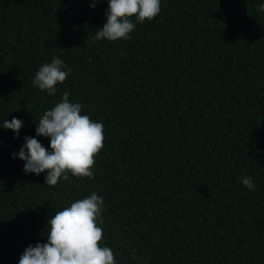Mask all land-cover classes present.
Wrapping results in <instances>:
<instances>
[{"label": "trees", "instance_id": "1", "mask_svg": "<svg viewBox=\"0 0 264 264\" xmlns=\"http://www.w3.org/2000/svg\"><path fill=\"white\" fill-rule=\"evenodd\" d=\"M91 2L0 0V123L23 120L19 138L0 127V264H17L55 211L93 191L117 264H264L259 0H161L117 41L93 39L108 4ZM53 56L71 72L48 95L32 79ZM64 91L103 123V147L92 178L47 186L11 153Z\"/></svg>", "mask_w": 264, "mask_h": 264}, {"label": "clouds", "instance_id": "2", "mask_svg": "<svg viewBox=\"0 0 264 264\" xmlns=\"http://www.w3.org/2000/svg\"><path fill=\"white\" fill-rule=\"evenodd\" d=\"M98 2L92 0L89 7L95 9ZM107 4L105 23L97 28L94 40L128 39L136 24L152 20L161 10V0H107ZM256 8L264 13V0H259ZM70 72L64 61L53 56L37 68L32 83L54 95L56 85L63 83ZM35 125V135H25L19 150L11 153L12 158L23 161L26 174L44 173L47 186L67 180L70 174L93 177L94 157L103 147L104 126L83 111L81 102L69 100V92L64 91ZM0 127L12 130L19 138L23 120L13 116ZM40 136L48 138L47 146L38 139ZM238 179L248 190H256L253 177L244 174ZM103 208V198L93 191L55 211L46 222L47 240L26 246L17 264H117L112 248L101 243Z\"/></svg>", "mask_w": 264, "mask_h": 264}]
</instances>
